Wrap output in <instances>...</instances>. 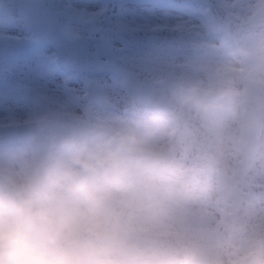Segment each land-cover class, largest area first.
<instances>
[{
  "label": "clouds",
  "instance_id": "obj_1",
  "mask_svg": "<svg viewBox=\"0 0 264 264\" xmlns=\"http://www.w3.org/2000/svg\"><path fill=\"white\" fill-rule=\"evenodd\" d=\"M18 2L5 48L49 7ZM172 9L141 44L65 11L68 45L121 41L111 82L0 97V264H264V0Z\"/></svg>",
  "mask_w": 264,
  "mask_h": 264
},
{
  "label": "rangeland",
  "instance_id": "obj_2",
  "mask_svg": "<svg viewBox=\"0 0 264 264\" xmlns=\"http://www.w3.org/2000/svg\"><path fill=\"white\" fill-rule=\"evenodd\" d=\"M49 9L57 12L60 16L65 11L74 9H85L96 11L102 5L108 6V22L106 24L107 34H110L120 24L127 28H135L138 24H144L137 32H132L128 39L132 43L141 44L146 39L148 31L158 32L163 39L165 33L158 29L154 21L162 20L166 11L173 10V4L181 3V0L164 2V0H125L123 3H109L106 0H44ZM71 5V8H65ZM9 7H19L18 0H0V15H6ZM8 35L19 38L18 42L9 48H5L0 42V97L21 88L26 84H49L55 86L62 84L66 79L72 87H81L83 77L94 76L100 80L111 82L112 75H93L90 73L68 72L55 64L57 53L50 48L38 43L37 36L32 31L29 23L24 27H11ZM91 52L100 51L104 61H110L123 55L119 49L121 41H112L111 45H105L103 41L85 44ZM55 64V65H54ZM147 73H142L140 78L145 79Z\"/></svg>",
  "mask_w": 264,
  "mask_h": 264
},
{
  "label": "water",
  "instance_id": "obj_3",
  "mask_svg": "<svg viewBox=\"0 0 264 264\" xmlns=\"http://www.w3.org/2000/svg\"><path fill=\"white\" fill-rule=\"evenodd\" d=\"M43 3L46 4L44 0ZM59 15L47 8H38L30 13L29 23L38 34L39 41L59 53V63L62 67L75 71H89L95 74H113L110 62L100 59V52L92 53L85 45H68L58 34Z\"/></svg>",
  "mask_w": 264,
  "mask_h": 264
},
{
  "label": "flooded vegetation",
  "instance_id": "obj_4",
  "mask_svg": "<svg viewBox=\"0 0 264 264\" xmlns=\"http://www.w3.org/2000/svg\"><path fill=\"white\" fill-rule=\"evenodd\" d=\"M111 1H112V0H111ZM121 1H122V0H121ZM121 1H120V2H121ZM112 2H118V1H112Z\"/></svg>",
  "mask_w": 264,
  "mask_h": 264
},
{
  "label": "trees",
  "instance_id": "obj_5",
  "mask_svg": "<svg viewBox=\"0 0 264 264\" xmlns=\"http://www.w3.org/2000/svg\"><path fill=\"white\" fill-rule=\"evenodd\" d=\"M136 43H139V41H137Z\"/></svg>",
  "mask_w": 264,
  "mask_h": 264
}]
</instances>
